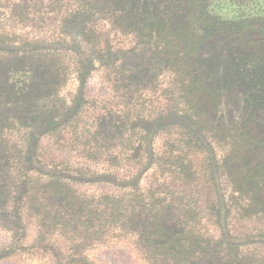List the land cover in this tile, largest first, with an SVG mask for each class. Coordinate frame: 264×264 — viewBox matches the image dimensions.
Returning <instances> with one entry per match:
<instances>
[{
    "label": "trees",
    "instance_id": "obj_1",
    "mask_svg": "<svg viewBox=\"0 0 264 264\" xmlns=\"http://www.w3.org/2000/svg\"><path fill=\"white\" fill-rule=\"evenodd\" d=\"M7 17L60 34L41 44L0 34V186L9 183L10 162L18 166L15 235L0 260L97 264L84 255L88 247L129 244L146 264H264V254L244 248L264 243V234L237 238L229 225L264 215V0H20ZM67 52L79 67L70 107L61 97L72 75ZM92 72L114 97L94 106L103 130L70 139L87 166L47 162L39 142L75 119ZM170 127L177 138L157 156L154 141ZM22 128L26 148L12 149ZM180 146L207 154L200 172L182 164ZM124 162L129 171L118 178ZM99 163L104 173L90 172ZM203 172L219 209L205 215L171 189ZM148 173L151 184L140 188ZM98 184L118 191L78 190ZM24 207L36 235L28 247Z\"/></svg>",
    "mask_w": 264,
    "mask_h": 264
},
{
    "label": "rangeland",
    "instance_id": "obj_2",
    "mask_svg": "<svg viewBox=\"0 0 264 264\" xmlns=\"http://www.w3.org/2000/svg\"><path fill=\"white\" fill-rule=\"evenodd\" d=\"M20 0H0V34L5 36L6 34H11L12 38L15 39L16 43L19 44L20 40L26 41L24 43H49L54 42L57 36L60 34V30L47 27H39L29 21L24 22L25 25L16 26L12 22H9L8 17L12 8L18 4ZM50 0H44L47 3ZM33 3V2H32ZM7 20V21H6ZM57 23V22H56ZM124 46L130 48L133 46L132 41H125ZM66 55V63L71 70V78L69 82L63 87L61 91V97L64 99V103L67 107L72 104V98L78 87V81L76 80L77 72H79L78 59L70 52L64 53ZM75 71H77L75 73ZM103 76L99 72H92L87 76L85 81L84 89V99L85 104L79 110L77 116L73 121L62 128L57 135L46 136L42 138L38 145V151L45 158L47 162H55L57 164H65L69 167H78L79 169L85 168L87 164L84 163L81 158V153L78 152L77 148H71L72 143L70 139L72 134L77 130L85 131L88 128L95 129L96 131H101L103 128L97 129V122L93 123V117L96 112L94 106L98 103L104 102L108 103L114 97V92L108 88L107 84L103 82ZM95 113V114H94ZM28 130L22 128L13 133L9 145L13 149V145L18 142V146L25 149L28 142ZM176 128L163 129L155 139L153 148L157 156L162 154L169 146L165 143L174 141L177 138ZM60 139V141H58ZM57 143V144H56ZM61 144L60 146L58 145ZM183 151L185 154L182 159V164H186L188 161L195 166L200 172L202 166L205 167V161L208 160V156L204 151L194 152L187 147H175ZM15 162V161H14ZM13 161L10 162V171L8 180L9 183H5L0 186V251L9 248L14 239V224H15V202L17 189L15 184L17 182V163ZM125 162L121 166L122 169L114 172L113 175L121 178L124 175L122 172L127 171L130 168ZM107 165L104 163H99V165H94L90 167V172H102V168L106 169ZM78 169V170H79ZM129 171V170H128ZM87 172V171H86ZM104 173V172H102ZM203 178L200 177L196 182L190 185H182L179 182L171 183V189L175 192L174 200H178L180 195L183 197L182 202L184 205L189 206L188 208L194 207L196 212L203 213L207 212H218L217 198L213 193V188L211 181L207 178V175L203 172ZM151 184L150 173L146 174L141 182L139 183L140 188H147ZM86 196L98 195L101 193H116L118 190L112 188L110 185L98 184V185H82L78 188ZM129 190H127L128 192ZM26 201V199L24 200ZM31 210L27 207L23 208V220L21 224L27 227V238L22 244L25 247L31 245L32 241L36 239L34 234V221H32L30 216ZM229 225L231 227V233L237 238H244L247 236H256L264 234V215H258L257 218L242 220L234 219L229 220ZM209 226V225H208ZM245 249L253 251V253L262 255L264 254V243L253 241L252 243L246 245ZM87 259L94 261L97 264H146L143 262L139 256H137L131 245L120 244L115 247H101V248H91L88 247L84 253ZM49 262L46 258L40 257L38 255H15L8 257L7 259L0 260V264H47Z\"/></svg>",
    "mask_w": 264,
    "mask_h": 264
}]
</instances>
